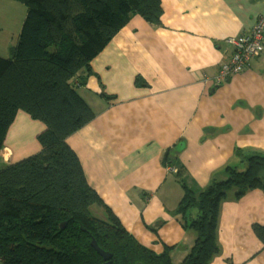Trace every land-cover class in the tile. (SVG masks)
Segmentation results:
<instances>
[{"label": "crops", "instance_id": "obj_1", "mask_svg": "<svg viewBox=\"0 0 264 264\" xmlns=\"http://www.w3.org/2000/svg\"><path fill=\"white\" fill-rule=\"evenodd\" d=\"M161 4L160 26L134 15L93 59L98 80L90 78L80 94L94 118L66 143L123 228L156 254L171 248L179 264L194 235L167 214L182 197L178 180L197 193L225 179L227 168L244 170L246 158L264 155V53L223 85L205 80L232 55L225 40L247 33L264 15V0ZM21 128L35 139L44 126L18 114L5 139L11 152L0 154L3 167L28 157L9 148L10 136L19 137L13 140L19 146ZM33 144L32 155L39 151ZM167 155L171 165L164 164ZM254 224L264 226V191L239 200L229 191L219 208L220 252L210 264H264Z\"/></svg>", "mask_w": 264, "mask_h": 264}, {"label": "trees", "instance_id": "obj_2", "mask_svg": "<svg viewBox=\"0 0 264 264\" xmlns=\"http://www.w3.org/2000/svg\"><path fill=\"white\" fill-rule=\"evenodd\" d=\"M16 1L26 15L11 57H0V154L18 114L44 129L37 153L0 170V264H104L92 242L110 255L108 264H174L171 248L156 254L123 228L66 143L94 118L80 94L90 78L98 80L91 62L134 15L160 26L161 0ZM246 160L244 170L227 168L225 179L197 193L178 180L182 197L171 216L194 235L179 264H210L219 254V208L229 191L235 200L264 191V155ZM93 206L107 219L94 216ZM252 232L264 250V226L254 224Z\"/></svg>", "mask_w": 264, "mask_h": 264}, {"label": "rangeland", "instance_id": "obj_3", "mask_svg": "<svg viewBox=\"0 0 264 264\" xmlns=\"http://www.w3.org/2000/svg\"><path fill=\"white\" fill-rule=\"evenodd\" d=\"M25 15H26V7L21 2L16 1V0H0V57L1 58L9 59L11 57V52L14 46L16 45L18 35L20 33V29H21L23 20L25 18ZM22 115L30 119L26 114L22 113ZM33 122L38 123L36 121H33ZM35 125L37 126V124ZM21 130H22V141H20L19 146L17 147L15 143V141L17 142L19 140L18 139L19 137L15 136L13 138L12 136H10L8 138L9 146H10L9 148H11L12 150H15L14 154H16V152L18 154L22 152V154H26L27 156H30L32 155V152H34L33 150H35L33 140L35 144L37 145H38V142L36 140V137L35 139L33 138L32 133H29V134L26 133L25 128H21ZM5 148L7 152H11L6 145H5ZM18 154L16 156H18ZM1 169H3V166H0V170ZM96 209L97 208H95L94 206L91 207L90 209L91 213L94 216L100 217V214L98 210ZM171 213L172 211L170 213L167 212V214L170 216H171ZM152 232L155 235L158 234L156 233L155 230H152Z\"/></svg>", "mask_w": 264, "mask_h": 264}, {"label": "built area", "instance_id": "obj_4", "mask_svg": "<svg viewBox=\"0 0 264 264\" xmlns=\"http://www.w3.org/2000/svg\"><path fill=\"white\" fill-rule=\"evenodd\" d=\"M225 42L233 47L229 60L223 63L213 80L205 78L214 86L225 84L233 76L242 73L252 59L264 53V15H260L254 26L245 34L229 38Z\"/></svg>", "mask_w": 264, "mask_h": 264}, {"label": "water", "instance_id": "obj_5", "mask_svg": "<svg viewBox=\"0 0 264 264\" xmlns=\"http://www.w3.org/2000/svg\"><path fill=\"white\" fill-rule=\"evenodd\" d=\"M92 246L96 253L102 257L103 261L105 262L104 264H108L107 261L110 259V255L99 250L94 242H92Z\"/></svg>", "mask_w": 264, "mask_h": 264}, {"label": "bare ground", "instance_id": "obj_6", "mask_svg": "<svg viewBox=\"0 0 264 264\" xmlns=\"http://www.w3.org/2000/svg\"><path fill=\"white\" fill-rule=\"evenodd\" d=\"M4 154H5V153H4V152H2V155H3V156H4Z\"/></svg>", "mask_w": 264, "mask_h": 264}]
</instances>
